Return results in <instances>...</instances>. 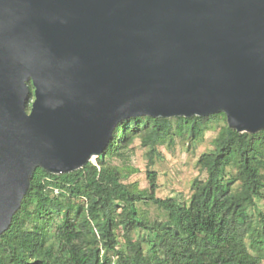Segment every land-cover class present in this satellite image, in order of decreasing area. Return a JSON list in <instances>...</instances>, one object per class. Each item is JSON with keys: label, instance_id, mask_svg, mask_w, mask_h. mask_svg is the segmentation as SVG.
Listing matches in <instances>:
<instances>
[{"label": "water", "instance_id": "1", "mask_svg": "<svg viewBox=\"0 0 264 264\" xmlns=\"http://www.w3.org/2000/svg\"><path fill=\"white\" fill-rule=\"evenodd\" d=\"M218 112L264 128V0H0V235L36 167L79 169L125 118Z\"/></svg>", "mask_w": 264, "mask_h": 264}, {"label": "trees", "instance_id": "2", "mask_svg": "<svg viewBox=\"0 0 264 264\" xmlns=\"http://www.w3.org/2000/svg\"><path fill=\"white\" fill-rule=\"evenodd\" d=\"M220 120L212 148L197 159L205 176L192 180L188 201L158 197L150 167L159 146L176 137L195 140ZM135 139L147 149L146 188L124 181L134 168L110 162ZM258 202L264 207V128L236 131L223 112L129 117L79 169H34L0 235V264H264V211L250 212ZM138 203L155 206L164 218L150 217Z\"/></svg>", "mask_w": 264, "mask_h": 264}, {"label": "rangeland", "instance_id": "3", "mask_svg": "<svg viewBox=\"0 0 264 264\" xmlns=\"http://www.w3.org/2000/svg\"><path fill=\"white\" fill-rule=\"evenodd\" d=\"M28 103V107H30ZM222 121H211L209 127L202 135L195 140L175 138L172 145H161L159 151L160 157L155 158L154 165L150 167L157 174L158 197L173 196L181 202H187L191 194L192 180L196 177L203 178L205 172L197 163V159L202 152L209 151L212 148V139L216 136ZM146 148L140 146L139 140L135 139L129 146L122 157L112 158L111 163L124 165L134 168L135 172L131 173L124 181H136L140 188L148 187V180L145 175L146 169ZM94 160V158L92 159ZM140 209L149 212L150 217L164 218V212L155 208V206H144L142 203L137 204ZM258 211H264L261 202L257 203V208H251L250 212L256 215Z\"/></svg>", "mask_w": 264, "mask_h": 264}, {"label": "flooded vegetation", "instance_id": "4", "mask_svg": "<svg viewBox=\"0 0 264 264\" xmlns=\"http://www.w3.org/2000/svg\"><path fill=\"white\" fill-rule=\"evenodd\" d=\"M30 84V82H28V85ZM31 85V84H30ZM33 89L32 90H30V98H29V100H28V102H27V104L29 103V102H32V100H33ZM29 109H30V107H29Z\"/></svg>", "mask_w": 264, "mask_h": 264}]
</instances>
